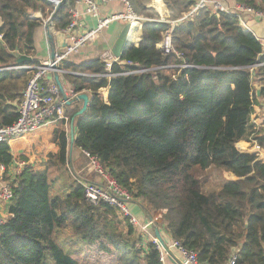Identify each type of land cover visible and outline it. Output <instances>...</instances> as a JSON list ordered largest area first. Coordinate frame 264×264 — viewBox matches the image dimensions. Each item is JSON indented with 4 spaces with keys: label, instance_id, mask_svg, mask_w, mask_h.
Masks as SVG:
<instances>
[{
    "label": "trees",
    "instance_id": "obj_1",
    "mask_svg": "<svg viewBox=\"0 0 264 264\" xmlns=\"http://www.w3.org/2000/svg\"><path fill=\"white\" fill-rule=\"evenodd\" d=\"M128 1L136 14L157 18L151 0ZM161 1L171 21L181 19L196 3ZM236 3L264 14V0ZM74 8L75 0H0V126L17 119L23 89L34 74L31 69H5L16 66L21 55L32 56L33 33L44 20L63 33ZM35 13L41 19L30 18ZM168 28L142 23L138 46L126 44L120 58L137 66L112 68V72L162 68L155 72V80L151 74L110 81L63 77L73 93L89 94L86 111L69 116L75 121L72 146L96 156L141 205L153 230L164 227L198 264H228L232 255L234 264H264V159L236 148L240 141L254 140L264 150V134L251 119L257 99L264 100V65L256 66L264 63V48L242 31L236 14L209 8L173 28L174 52L163 56L157 44ZM49 43L53 44L52 37ZM63 68L104 73L99 59L78 67L65 61ZM107 86L105 100L99 90ZM60 125L0 145V164L28 162L0 226V264H80L65 249L71 241L66 247L60 243L64 229L74 236V253L86 245L88 251L116 256L118 264H162L159 250L145 235L106 204L92 205L84 199L65 169L67 139ZM49 130H55L59 170L69 183L64 194L53 195L47 171L31 162L38 158L34 136ZM210 168L237 180L206 193L194 172Z\"/></svg>",
    "mask_w": 264,
    "mask_h": 264
},
{
    "label": "built area",
    "instance_id": "obj_2",
    "mask_svg": "<svg viewBox=\"0 0 264 264\" xmlns=\"http://www.w3.org/2000/svg\"><path fill=\"white\" fill-rule=\"evenodd\" d=\"M110 1H120L123 4V11L119 14L111 15L108 18L100 19L98 14V7L93 0H75V5H84V13L97 20L95 28L89 30L82 36L75 38L72 33L77 25V15L73 16V20L69 26L63 31L64 34L69 36V44L65 48H62L60 52L55 53L53 61L40 64L38 66H17L16 70H28L34 71V74L27 82L25 90L22 93V98L17 106V119L9 126H0V145H9L13 141L35 134L36 132L50 127L54 124H69V117L66 115L67 105L73 101L77 95L70 90L66 92L63 89V94L60 92L58 86L54 81V74H57L59 78H63L65 75H75L86 77L85 74H78L65 70L63 63L67 61L72 55L76 54L81 48L88 43L95 40L97 35L106 29L112 22H121L123 24H129L130 26H140L145 22H157L161 24H167L168 29L162 34L161 40L157 44L158 51L163 56H168L173 50L172 45V31L173 28L181 21L192 18L198 11L211 9L212 11H220L228 14H236L239 18L238 11H246L249 13H255L257 16L264 17L263 13L256 12L249 8H244L237 5L236 9L230 10L225 8L217 0H196L194 6L187 14H184L181 19L171 21L164 15H162L161 4L154 6V1L151 0L152 7L157 11L158 18L149 19L134 12L131 3L128 0H100L102 3ZM151 7V4H150ZM151 7V8H152ZM1 25V17H0ZM1 39V35H0ZM99 60L103 63L104 73L102 74H90V77L105 78L110 81L112 78L151 74L155 80V72L162 68H140L137 70H124L120 72H112L114 64L125 66H137L132 62L119 61L111 51H105L99 56ZM261 63L256 66H263ZM255 66V67H256ZM168 68H187L188 65L174 66L169 65ZM9 68H6L7 70ZM252 70V68H251ZM109 89V86L102 88ZM101 89L99 90V92ZM108 93V91H107ZM82 94V93H80ZM102 95V93L100 92ZM103 96V95H102ZM107 96V95H106ZM106 96L103 98L106 100ZM253 153L257 157L261 153V147L253 140ZM80 150V149H79ZM82 155L87 160L88 172L94 174L99 183H92L80 178H73V180L81 187L83 191L84 199L92 204L98 205L100 203L106 204L112 208L117 216L126 221L128 225L135 228L140 234L145 235L150 241H152L157 249L164 250L155 239L152 234L151 222L147 225L141 224L137 218H135L130 212V205L133 201L132 195L122 188L101 165L99 159L96 156H92L87 152L80 150ZM28 166V162L25 161H12L8 166L0 164V226L5 223L7 218V208L11 204L13 199L14 187L17 183L19 176L25 167ZM174 246L178 248L179 254L184 259L185 264H198L196 262L195 255L193 253L186 252L182 249L177 242L174 241ZM161 262L163 260L160 253ZM236 256L232 255L228 264H234Z\"/></svg>",
    "mask_w": 264,
    "mask_h": 264
},
{
    "label": "crops",
    "instance_id": "obj_3",
    "mask_svg": "<svg viewBox=\"0 0 264 264\" xmlns=\"http://www.w3.org/2000/svg\"><path fill=\"white\" fill-rule=\"evenodd\" d=\"M97 7H98V14L100 19L108 18L111 15L119 14L123 11L124 7L123 4L120 1H110L106 3L100 2V0H93ZM154 6L157 4H161V10L162 15L167 17V9L164 3L161 0H153ZM219 3H221L225 8H228L230 10H234L237 7L236 0H217ZM152 7V3H151ZM150 7V8H151ZM84 5H75L74 10L72 11V18L74 15H77V25L72 33L73 37L78 38L88 32L89 30H92L95 28L97 20L92 18L91 16H88L84 13ZM153 11L156 13L158 18V13L155 10L154 7H152ZM41 14L37 16L36 14H32L30 18L32 19H41ZM239 15V27L242 29L244 33H250L252 34L263 46L264 48V17L257 16L255 13H249L246 11H238ZM50 20H44L41 24V26L37 27L33 33V42H34V52L32 56L30 57L31 60L38 62V64H43L51 60L50 56L53 51L55 53L60 52L62 49V46L64 44H69V36L67 34H64L62 32H55L54 28L51 24V26L48 28V22ZM124 24L121 22H112L109 24V26L106 29H103L95 38L94 41L88 43L83 48H81L76 54L72 55L67 61L75 66H80L81 64H85L87 62H90L95 59H99V56L105 52V51H111V48L113 47L121 29L123 28ZM46 27V28H45ZM48 29V30H46ZM48 34L51 35L53 38V44L49 43ZM128 40L133 46H138L141 38V25L140 26H131L130 30L127 33ZM22 56V55H21ZM25 56V55H24ZM29 57V56H27ZM28 66V65H26ZM17 66L9 67L7 70L15 71L14 69ZM78 74H85L86 77H90V74L87 71L77 69L76 71H73ZM61 85L63 89H65L66 92H69L71 90V87L67 83V81L64 78L60 79ZM106 89H101V93L103 96L107 95ZM89 97L88 93H84ZM258 96V94H257ZM81 109L82 108V102L80 101H71L67 107H66V115L67 111H73L74 109ZM253 111H255L254 117L252 115L251 119L252 122L262 131L264 130V100L257 99L256 105L253 108ZM69 117V115H67ZM75 123L73 125V129L71 127V124L69 125V131L66 135L67 138V147L66 151L68 149V142H70V163H74L80 156H83L81 151L75 147L72 146V139L75 138ZM242 145V146H240ZM236 148L240 152L244 153H253V140L251 141H240L238 144H236ZM79 154V156L76 157V154ZM259 159H264V150H261V153L258 156ZM85 174H82L85 181L92 182V183H99V179L92 173L87 172V164L85 165L84 170L81 169L79 172H83ZM226 181L233 182L237 179L231 174V173H225ZM59 188V186H58ZM62 190V189H61ZM218 191V190H217ZM130 212L131 214L137 218V220L143 225H147L150 220L147 219L145 216V213L141 207V205L137 201H132L130 205ZM152 228V234L154 235L153 226ZM164 228V227H163ZM162 228L161 231H159V236L161 240L164 243V246L167 250H160V253L162 255V264H185L184 259L179 254L178 248L174 246V241L168 236L166 231ZM85 248L88 250L86 245L81 246V248ZM84 249V256L86 255H93L91 253V250L86 252ZM81 251V250H80ZM79 251V253H81ZM82 252V253H83ZM101 256V254H98Z\"/></svg>",
    "mask_w": 264,
    "mask_h": 264
},
{
    "label": "rangeland",
    "instance_id": "obj_4",
    "mask_svg": "<svg viewBox=\"0 0 264 264\" xmlns=\"http://www.w3.org/2000/svg\"><path fill=\"white\" fill-rule=\"evenodd\" d=\"M35 14L39 16L40 13H35ZM17 71H20V70H17ZM26 85L27 84H25V87ZM25 87L23 91L25 90ZM78 111L79 109L77 108L74 109L73 111H67V115L70 116L71 114L76 113ZM254 114H255V111H253V114H252L253 117H254ZM72 123L74 125L75 121H72L69 119V124H67L66 126L65 124L60 125L61 130H64L66 135L68 134V131H69V125ZM260 130L262 131V129ZM54 132L55 130L54 131L49 130L48 132L42 131L34 136L37 142H36L35 147L33 148V152H34V157L38 156V158L37 159L32 158L31 162L35 161V165L39 169L47 171L49 175V179L52 182L51 193L53 195H56V194H64L65 192H67L69 183H67L68 182L67 176L63 177V175L61 174V171L59 170V165H58L59 149H58V143L55 141L53 137L55 136ZM262 133L264 134V130L262 131ZM68 146L69 147L67 149L66 164H65L66 172L71 179L75 177L84 179L82 177L83 176L82 174H85L84 171L79 172V170L81 169L84 170L85 165L87 163L80 156L74 163L71 164L69 161L70 142H68ZM77 156H79L78 153L76 154V157ZM194 174L196 177L200 178L202 182V189L206 193H211L213 191L219 190L222 187L223 183L226 181L225 175L223 174V172L216 168H210L206 171L197 170L194 172ZM60 238H61L60 243L63 244L65 247H66V243L70 244V241H71V246H68L65 249L67 250L68 248L72 252L73 259L80 264H118L116 256L106 255V254H101L100 256L94 249H92L91 251V253L93 254L92 256L91 255L84 256L83 251L85 248L83 249V247L80 248L81 253L79 252L74 253L73 251L75 249V240L73 239L74 236L68 229H64L60 232ZM85 251L88 252V250L86 249Z\"/></svg>",
    "mask_w": 264,
    "mask_h": 264
},
{
    "label": "water",
    "instance_id": "obj_5",
    "mask_svg": "<svg viewBox=\"0 0 264 264\" xmlns=\"http://www.w3.org/2000/svg\"><path fill=\"white\" fill-rule=\"evenodd\" d=\"M52 24V21L50 20L48 22V28L51 26ZM131 26L129 24H124L123 28L121 29L113 47L111 48V52L112 54L114 55V57H116L119 61H120V58H121V55H122V52H123V49L124 47L126 46V44H131L128 40V36H127V33L128 31L130 30ZM48 38L51 39L50 35L48 34ZM132 45V44H131ZM67 46V44H64L62 46V48H65ZM54 57H55V51H53L51 53V61L54 60ZM33 60H31L30 57H27V56H19L17 59H16V66H25V62H31ZM54 77V81L56 83V85L58 86L60 92L63 94V89H62V85H61V82H60V78L57 74H54L53 75ZM258 94V93H257ZM64 96V94H63ZM73 101H80L82 102V108L78 111V114L77 115H82L86 109H87V106H88V96L86 94H79L77 95V97L73 100ZM71 127L73 129V123L71 124ZM154 236H155V239L158 241L159 245L167 252L165 246H164V243L163 241L161 240L160 236H159V231L157 229H154Z\"/></svg>",
    "mask_w": 264,
    "mask_h": 264
}]
</instances>
